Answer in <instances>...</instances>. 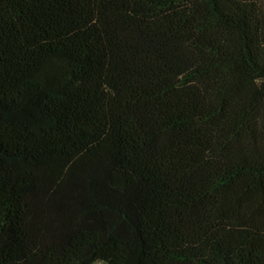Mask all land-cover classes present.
Returning a JSON list of instances; mask_svg holds the SVG:
<instances>
[{
	"label": "trees",
	"instance_id": "1",
	"mask_svg": "<svg viewBox=\"0 0 264 264\" xmlns=\"http://www.w3.org/2000/svg\"><path fill=\"white\" fill-rule=\"evenodd\" d=\"M264 264V0H0V264Z\"/></svg>",
	"mask_w": 264,
	"mask_h": 264
},
{
	"label": "rangeland",
	"instance_id": "2",
	"mask_svg": "<svg viewBox=\"0 0 264 264\" xmlns=\"http://www.w3.org/2000/svg\"><path fill=\"white\" fill-rule=\"evenodd\" d=\"M97 264H100V263H97Z\"/></svg>",
	"mask_w": 264,
	"mask_h": 264
}]
</instances>
